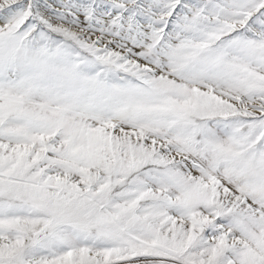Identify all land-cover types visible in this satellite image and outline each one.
<instances>
[{"label": "snow or ice", "instance_id": "6c2138e0", "mask_svg": "<svg viewBox=\"0 0 264 264\" xmlns=\"http://www.w3.org/2000/svg\"><path fill=\"white\" fill-rule=\"evenodd\" d=\"M0 264H264V0H0Z\"/></svg>", "mask_w": 264, "mask_h": 264}]
</instances>
